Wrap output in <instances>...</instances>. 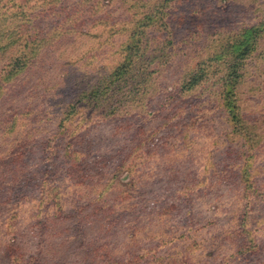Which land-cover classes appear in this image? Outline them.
Instances as JSON below:
<instances>
[{"label": "rangeland", "instance_id": "374dc122", "mask_svg": "<svg viewBox=\"0 0 264 264\" xmlns=\"http://www.w3.org/2000/svg\"><path fill=\"white\" fill-rule=\"evenodd\" d=\"M0 264H264V0H0Z\"/></svg>", "mask_w": 264, "mask_h": 264}, {"label": "trees", "instance_id": "16d2710c", "mask_svg": "<svg viewBox=\"0 0 264 264\" xmlns=\"http://www.w3.org/2000/svg\"><path fill=\"white\" fill-rule=\"evenodd\" d=\"M250 31H247L246 33H245V35L241 38V40H239V42H237L235 45H234V47H235V49H239L240 47H246L247 49H249V47H251V45H252V38H248V36H249V33ZM247 49H245L243 52H242V54H245L246 53V51H247Z\"/></svg>", "mask_w": 264, "mask_h": 264}]
</instances>
